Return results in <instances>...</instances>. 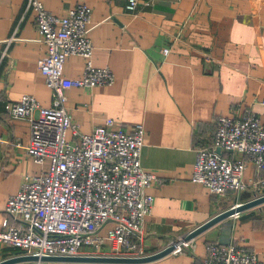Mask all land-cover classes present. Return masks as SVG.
<instances>
[{
    "label": "crops",
    "instance_id": "crops-1",
    "mask_svg": "<svg viewBox=\"0 0 264 264\" xmlns=\"http://www.w3.org/2000/svg\"><path fill=\"white\" fill-rule=\"evenodd\" d=\"M40 1L56 15L87 4L92 64L110 67L115 76L112 85L64 91V106L78 131L88 133L106 118L126 131L137 123L144 127L140 163L160 180L148 188L154 205L143 224L145 252L161 250L234 204L233 192L215 196L191 175L196 147L212 139L217 115L248 109L264 119V0H139L134 10L126 8L127 0ZM44 53L26 1L0 0V226L6 200L24 176L47 169L46 162L35 163L22 148L29 142L28 120L10 118L3 109L6 101L25 94L42 107L52 105L51 90L37 68ZM83 66L84 58L73 55L62 73L77 78ZM255 176L264 171L248 163L243 181ZM215 241L242 244L264 264V203L210 226L183 252L143 264H199L206 245ZM20 252L0 243V261Z\"/></svg>",
    "mask_w": 264,
    "mask_h": 264
},
{
    "label": "built area",
    "instance_id": "built-area-1",
    "mask_svg": "<svg viewBox=\"0 0 264 264\" xmlns=\"http://www.w3.org/2000/svg\"><path fill=\"white\" fill-rule=\"evenodd\" d=\"M34 12V24L45 53L37 68L52 93V105L42 107L31 95L6 101L3 109L13 119H26L29 142L22 146L32 160L47 169L26 175L19 190L5 203L0 243L37 256L146 255L143 224L151 214L154 196L148 192L158 177L142 168L140 155L144 127L130 131L114 127L113 118L80 133L64 106V91L72 87L112 85L110 67H94L91 8L78 3L65 14L47 10L40 0H25ZM139 0H127L134 10ZM162 52L167 53L168 48ZM84 58L81 76L66 77L63 64L70 56ZM264 104V99L261 101ZM212 139L196 147L191 181L215 196L231 191L230 207L264 195V176L248 182L242 175L248 163L264 171V119L251 110L219 114ZM16 145H19L18 143ZM247 193L245 199L241 195ZM234 213L232 217H238ZM173 253L192 246L183 237L172 240ZM83 246L90 250L82 251ZM53 264H101L57 261ZM199 264H259L255 253L237 242H209Z\"/></svg>",
    "mask_w": 264,
    "mask_h": 264
},
{
    "label": "water",
    "instance_id": "water-1",
    "mask_svg": "<svg viewBox=\"0 0 264 264\" xmlns=\"http://www.w3.org/2000/svg\"><path fill=\"white\" fill-rule=\"evenodd\" d=\"M264 203V195L257 197L252 200L245 201L233 207H229L203 222L202 224L195 227L193 230L188 232L183 240H191L196 235L206 230L210 226L219 222L220 220L232 216L234 213H240L248 208L258 206ZM174 249L173 244H168L161 250L146 254L138 257H125V256H102V255H81V256H37V255H16L10 258H6L0 261V264H13L22 261H44V262H88V263H122V264H143L148 263L158 258H161L172 252Z\"/></svg>",
    "mask_w": 264,
    "mask_h": 264
},
{
    "label": "rangeland",
    "instance_id": "rangeland-1",
    "mask_svg": "<svg viewBox=\"0 0 264 264\" xmlns=\"http://www.w3.org/2000/svg\"><path fill=\"white\" fill-rule=\"evenodd\" d=\"M235 198H237V196H235ZM240 198H242V196Z\"/></svg>",
    "mask_w": 264,
    "mask_h": 264
},
{
    "label": "trees",
    "instance_id": "trees-1",
    "mask_svg": "<svg viewBox=\"0 0 264 264\" xmlns=\"http://www.w3.org/2000/svg\"><path fill=\"white\" fill-rule=\"evenodd\" d=\"M243 199V198H242Z\"/></svg>",
    "mask_w": 264,
    "mask_h": 264
}]
</instances>
